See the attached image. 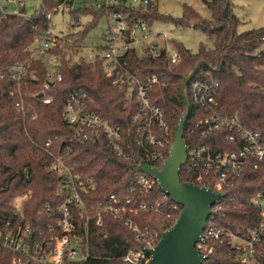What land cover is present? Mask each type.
Listing matches in <instances>:
<instances>
[{"label": "trees", "instance_id": "trees-1", "mask_svg": "<svg viewBox=\"0 0 264 264\" xmlns=\"http://www.w3.org/2000/svg\"><path fill=\"white\" fill-rule=\"evenodd\" d=\"M211 10L209 20L190 5L184 6L182 16L160 13L156 3L147 10L136 11L134 17L146 18L150 25L156 20L171 21L176 25L199 27L215 37L212 48L202 46L198 52H192L177 42L180 61L169 63L163 50L155 56L147 49L138 54L130 51L134 68L139 69L141 77L158 74L168 82L165 87L153 86L152 96L158 101L170 124L167 148L185 108L182 82L186 74L198 65L194 78L217 79L219 83L217 99L221 108L228 113H237L243 122L264 134V48L262 35L264 26L239 32V20L233 12L231 0H205ZM47 8L55 3L45 1ZM74 9L73 11H75ZM82 13L95 15L79 32L84 37L95 24L104 10L80 6ZM78 12V11H77ZM79 12V13H80ZM46 25L44 16L27 17L24 14L9 13L0 19V235L14 228L20 217L14 213L13 200L17 195L31 191L32 206L26 207L28 218L37 221L36 227L42 228L49 213L43 211L47 202L56 208L59 197L56 187L60 177L46 169V163L52 159L51 152L66 149L70 130L62 117L61 109L69 93L74 89H85L95 97L93 108L113 123L120 124L124 133V144L130 159L116 155L103 144H71L73 151L68 160L76 162V169L85 176L97 180V188L90 194V202L105 198L111 192L122 196L130 195L131 185L139 171L138 163L142 159V149L137 144L136 126L132 120L134 107L124 105L126 87L112 84L104 73L100 61L70 62L62 52L61 72L63 79L46 88L47 67L44 62H31V71L23 84L28 101L26 115L15 106L18 98L14 93L15 81L9 75V69L17 60H27L28 45L36 31L35 21ZM44 91L53 96L51 103H44L38 93ZM36 111L38 117L33 119ZM204 108L192 104L185 126L184 137L190 145L216 144L230 147L226 139V129H220L210 135H203L197 127L198 118L206 115ZM47 140L52 145L46 147ZM67 150V149H66ZM182 181H195L192 173L184 165L180 170ZM223 216L218 217V227H230L233 230L247 231L257 225L261 219L253 197L264 191V163L258 168L247 167L242 176L231 187L223 189ZM154 208L142 212L136 219L142 232L137 233L123 223L106 216L101 226H91V255L87 264H125L121 257L130 249H138L146 240L157 243L161 233L171 227L179 216L180 209L171 207V199L164 198L159 189L137 195ZM43 221V222H42ZM103 235H106L103 238ZM237 250L226 242L217 243L210 255V264H239ZM12 251L0 242V264H11Z\"/></svg>", "mask_w": 264, "mask_h": 264}, {"label": "built area", "instance_id": "built-area-1", "mask_svg": "<svg viewBox=\"0 0 264 264\" xmlns=\"http://www.w3.org/2000/svg\"><path fill=\"white\" fill-rule=\"evenodd\" d=\"M45 1L0 0V19L6 14L18 13L27 17L44 16L46 20L44 27L40 26L38 20L33 24L36 33L28 45L27 60H17L9 69V75L15 81L14 93L18 96L15 102L17 110L23 115L28 111L23 84L27 83L31 62L40 60L45 63V86L48 88L63 79L61 51L70 62L100 61L112 84L119 88L126 87L124 105L134 107L132 120L136 126L137 144L143 155L138 166L144 160L152 166L160 167L169 155L171 143L167 148V137L170 124L162 105L153 98L152 92L154 85L165 87L168 82L164 76L156 73L141 77L139 69L133 67L129 58L133 49L139 55L149 49L155 56L161 55L164 50L171 64L180 61V54L171 46L165 31L157 32L146 18L133 15L136 11L147 10L157 0L81 2V7L104 10L106 22L101 39L88 46L87 54L82 53L84 37L80 38L79 32L92 18L82 27H78L77 21L71 24L72 30L55 32L54 13L66 5H72L75 0H50L55 3L51 8H47ZM11 2H17L18 8L10 11L8 4ZM261 39L264 48V34ZM218 88V80L214 78L193 77L187 85L191 106L194 104L207 111L206 115L197 119L195 125L201 128L203 135L226 129L225 139L231 143L230 147H222L219 143L190 145L186 141L189 149L183 166L186 165L194 176L195 181L192 182L224 193L211 206V213L196 247L203 256L201 264H210L209 258L216 244L223 242L242 250V254L237 257L239 264H264V191L258 192L252 199L261 215L256 226L247 231H235L217 225L218 217L223 216L222 199L226 196L223 189L233 186L247 167L258 168L264 163L263 132L246 125L237 113L224 111L217 99ZM41 92L44 103L53 101V96ZM95 101V97L82 88L72 90L64 101L61 114L70 130L66 140L68 147L67 150L61 148L51 152L52 159L46 163V169L60 177L56 187L59 203L56 208L50 202L45 204L43 211L49 213V216L44 220L45 225L38 228L37 221L28 218L25 211L27 206L33 204L32 192L15 197L14 213L20 217V222L0 235L1 244L12 251L11 264H87L92 257V224L101 226L108 216L141 233L136 218L142 212L154 208V205L141 200L137 195L150 193L156 188L161 190L164 198L171 199V207L180 209V204L162 190L153 174L140 167L131 185L130 195L111 192L103 199L90 202L89 196L96 190L97 180L83 175L76 169V162L68 160L67 155L73 151L71 144H103L118 156L126 159L131 157L124 144L122 126L96 111L93 108ZM31 117L37 118V112L34 111ZM51 145L52 140H47L45 146ZM155 244L148 239L140 248L125 252L121 260L125 264H146L150 257L146 248Z\"/></svg>", "mask_w": 264, "mask_h": 264}, {"label": "water", "instance_id": "water-1", "mask_svg": "<svg viewBox=\"0 0 264 264\" xmlns=\"http://www.w3.org/2000/svg\"><path fill=\"white\" fill-rule=\"evenodd\" d=\"M198 65L191 69L183 79L182 90L185 108L177 124L169 155L160 167L152 166L142 160L140 169L149 171L157 179L159 186L171 198L182 205L175 223L164 230L158 242L147 247L150 257L146 264H201L203 256L196 247L211 206L224 193L198 185L192 181H182L180 170L186 161L189 145L184 137L185 126L191 110L187 85L194 77ZM42 92L39 96H42Z\"/></svg>", "mask_w": 264, "mask_h": 264}, {"label": "rangeland", "instance_id": "rangeland-1", "mask_svg": "<svg viewBox=\"0 0 264 264\" xmlns=\"http://www.w3.org/2000/svg\"><path fill=\"white\" fill-rule=\"evenodd\" d=\"M32 1L40 3V1L43 0H29V2ZM83 1L84 0H75L72 5H66L54 13L53 20L56 22L54 28L55 32H68L73 29L71 24L77 21L79 22L78 27H82L91 18L94 21L95 15L79 11L80 4ZM231 3L233 12L240 21L238 26L239 32H245L264 26V0H231ZM156 5L160 13L172 15L174 17L182 16L185 5L192 6L203 19L209 20L212 17L211 10L207 6L205 0H157ZM8 8L10 11L18 8L17 2L9 3ZM74 9L76 10L73 11ZM28 10H31V7H28ZM151 27L157 32L165 31L170 38L171 46L176 49H178L175 45L177 42L182 43L183 46L192 52H198L202 46L212 48L215 43V37L199 27L176 25L171 21L164 20L154 21ZM105 29V18L101 15L96 19L95 24L84 36L82 40V53H88V46L99 41ZM15 199L16 198H14V200Z\"/></svg>", "mask_w": 264, "mask_h": 264}]
</instances>
